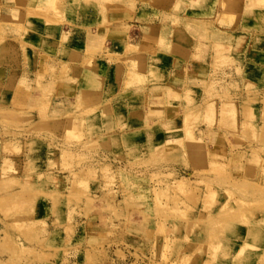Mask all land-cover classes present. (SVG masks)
I'll return each instance as SVG.
<instances>
[{
	"label": "rangeland",
	"instance_id": "obj_1",
	"mask_svg": "<svg viewBox=\"0 0 264 264\" xmlns=\"http://www.w3.org/2000/svg\"><path fill=\"white\" fill-rule=\"evenodd\" d=\"M79 2L30 11L26 24L1 31V65L36 70L41 86L82 61L109 75L115 99L82 94L73 126L62 128L48 120L49 86L37 108L0 101V264H264V75L244 73L238 58L244 45L264 52V0H133L132 20L144 5V21L154 14L170 28L260 25L252 43L239 35L234 47H214L212 77L183 94L177 118L140 126L123 121L121 97L163 82V59L120 47L126 74L98 64L109 49L83 62ZM78 117L98 122L83 127ZM94 214L144 242L101 237L89 228Z\"/></svg>",
	"mask_w": 264,
	"mask_h": 264
},
{
	"label": "crops",
	"instance_id": "obj_2",
	"mask_svg": "<svg viewBox=\"0 0 264 264\" xmlns=\"http://www.w3.org/2000/svg\"><path fill=\"white\" fill-rule=\"evenodd\" d=\"M59 1L0 0V36L3 28L7 31L26 24L30 11L50 9ZM132 2L133 0H80L79 7L82 8V12L79 8L75 20L78 26L88 31L85 32L81 42L84 47L81 54L83 62L88 52L100 51L99 54H102L105 49H109L111 53L114 52L113 56L106 59L104 55H99L98 64L103 65L106 71H122L120 74H126V68L118 65L116 61V55L121 54L120 47L124 49L133 47L141 51L142 57H144V50L150 49L156 51L158 58L163 59L161 79L163 82L145 87L141 85L137 90H130L121 97V101H125L123 121L128 126L154 124L177 118L182 107V103L178 101H185L183 94L203 91L212 77L214 47L223 44L234 47L239 41V35L244 37V41L252 43L256 41L257 33H260L259 23L252 27L249 24L247 30L243 24L238 26L237 30H233L231 26L209 31L197 26H188L190 27L188 31L184 27L170 28L154 14L149 20L144 21V5L136 7L135 20H132ZM92 27L93 29L89 31ZM238 58L242 59L239 67L244 73L264 75V52L257 51L251 55L248 52V46L244 45L243 52ZM13 66L0 64V101H14L13 104L20 107V110L37 108L44 101L42 85L45 86L44 88L49 86L51 93L46 96L50 101L48 120L51 123H60L61 128L73 126L69 123L73 118L69 119L68 116L76 112V101H80L82 94L85 93L84 95L88 97L86 99L91 101H114L115 99L108 97L105 93L104 88L109 75H100L97 70H86L82 61L72 64L68 75L55 80L48 77L41 86L38 85L36 70L29 72L21 68L17 71ZM94 68L97 69V66ZM21 81H26L29 89L20 87ZM38 115V112L33 114L34 123L41 120ZM74 120L83 127L86 123L94 125L98 122L96 117H88L86 123L82 117ZM106 219L107 222H103L105 219L101 215H92L88 221L89 228L99 230L100 236L108 240L112 238L117 241V237H122V241L128 246H134L142 240L144 242L143 235L134 232H126L123 236L120 232L114 234L108 223L109 216Z\"/></svg>",
	"mask_w": 264,
	"mask_h": 264
}]
</instances>
